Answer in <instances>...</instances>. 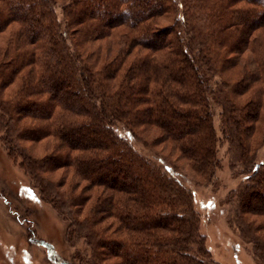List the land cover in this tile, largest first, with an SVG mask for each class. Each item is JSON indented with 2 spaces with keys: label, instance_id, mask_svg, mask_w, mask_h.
I'll return each mask as SVG.
<instances>
[{
  "label": "trees",
  "instance_id": "obj_1",
  "mask_svg": "<svg viewBox=\"0 0 264 264\" xmlns=\"http://www.w3.org/2000/svg\"><path fill=\"white\" fill-rule=\"evenodd\" d=\"M211 104L247 174L233 218L264 264V0H0V142L82 241L79 262L218 264L174 162L115 130L168 143L211 180ZM44 139L34 156L25 142ZM61 167L75 179L62 191L41 178Z\"/></svg>",
  "mask_w": 264,
  "mask_h": 264
},
{
  "label": "rangeland",
  "instance_id": "obj_2",
  "mask_svg": "<svg viewBox=\"0 0 264 264\" xmlns=\"http://www.w3.org/2000/svg\"><path fill=\"white\" fill-rule=\"evenodd\" d=\"M55 10L58 20L62 21L59 2ZM210 111L218 140L216 156L219 160V168L211 180L195 175L188 161L178 150H172L168 143L144 148L123 127L118 126L115 130L162 169L166 166L164 156L174 162L177 172L173 175L191 192L199 232L218 264H261L253 254V243L233 218L234 193L245 182L247 174L237 165L231 167L226 152L227 142L221 139L220 107L211 104ZM25 144L30 146L34 156L43 155L52 148L50 139ZM263 153L264 147L259 148L257 159ZM72 177V172L62 167L41 175L44 181L53 180L58 184L65 181V185L59 188L61 191L74 182ZM34 182L18 166V161L8 156L0 142V264H62V261L65 264H84L73 257L77 250L84 248L82 241L68 239L67 220L62 211L43 200L41 189ZM84 183L81 181L77 190Z\"/></svg>",
  "mask_w": 264,
  "mask_h": 264
}]
</instances>
